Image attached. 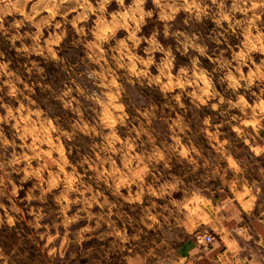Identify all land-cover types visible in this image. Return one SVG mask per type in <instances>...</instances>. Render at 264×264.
I'll list each match as a JSON object with an SVG mask.
<instances>
[{"label":"rangeland","instance_id":"1","mask_svg":"<svg viewBox=\"0 0 264 264\" xmlns=\"http://www.w3.org/2000/svg\"><path fill=\"white\" fill-rule=\"evenodd\" d=\"M239 173L264 191V0H0V264L150 252Z\"/></svg>","mask_w":264,"mask_h":264},{"label":"crops","instance_id":"2","mask_svg":"<svg viewBox=\"0 0 264 264\" xmlns=\"http://www.w3.org/2000/svg\"><path fill=\"white\" fill-rule=\"evenodd\" d=\"M161 42L168 45L163 39ZM179 57L176 54V68ZM51 69L54 72L46 69L43 82L56 85V69ZM35 97L46 100L39 88ZM186 109L189 115H202L205 106L189 103ZM238 175L239 180L220 184L191 204L189 216L174 222V234L159 241L158 248L128 251L109 264H264V191ZM205 233L212 234L209 242Z\"/></svg>","mask_w":264,"mask_h":264},{"label":"built area","instance_id":"3","mask_svg":"<svg viewBox=\"0 0 264 264\" xmlns=\"http://www.w3.org/2000/svg\"><path fill=\"white\" fill-rule=\"evenodd\" d=\"M204 238H205L206 242H209L212 239V235L210 233H206L204 235Z\"/></svg>","mask_w":264,"mask_h":264}]
</instances>
